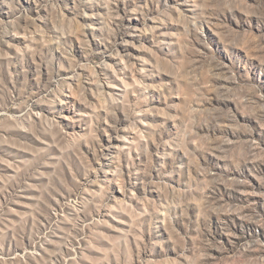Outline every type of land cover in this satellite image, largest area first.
Wrapping results in <instances>:
<instances>
[{
    "label": "rangeland",
    "instance_id": "obj_1",
    "mask_svg": "<svg viewBox=\"0 0 264 264\" xmlns=\"http://www.w3.org/2000/svg\"><path fill=\"white\" fill-rule=\"evenodd\" d=\"M0 264H264V0H0Z\"/></svg>",
    "mask_w": 264,
    "mask_h": 264
}]
</instances>
